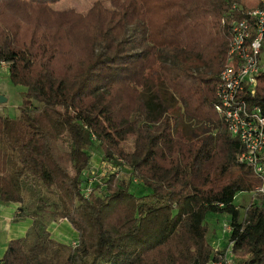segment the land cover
Returning a JSON list of instances; mask_svg holds the SVG:
<instances>
[{
	"label": "trees",
	"instance_id": "trees-1",
	"mask_svg": "<svg viewBox=\"0 0 264 264\" xmlns=\"http://www.w3.org/2000/svg\"><path fill=\"white\" fill-rule=\"evenodd\" d=\"M98 1L0 0V62L25 87L18 116L0 113V195H21L15 220L31 221L0 264H209L226 249L207 239L222 213L232 251L251 237L242 264H264L254 229L264 195L245 214L232 199L261 180L214 109L229 35L221 19L258 0H102L120 16L98 14L92 36L71 32ZM245 98L264 114V71ZM94 140L116 170L84 194ZM125 168L146 193L118 182ZM58 219L74 245L50 235Z\"/></svg>",
	"mask_w": 264,
	"mask_h": 264
},
{
	"label": "built area",
	"instance_id": "built-area-1",
	"mask_svg": "<svg viewBox=\"0 0 264 264\" xmlns=\"http://www.w3.org/2000/svg\"><path fill=\"white\" fill-rule=\"evenodd\" d=\"M258 2L259 5L249 10L244 17L229 15L221 19V23L228 24L229 35L226 63L216 73L217 101L214 109L223 118L231 135L239 140L238 161L250 166L261 180L248 193L261 196L264 195V114L258 105L245 98L253 94L255 76L264 71V0ZM236 7V4L231 6L232 10ZM105 170L112 172L116 168L108 164ZM241 193L245 192L232 195L233 206L235 211L245 214L251 202L246 204L243 200H237ZM216 203L223 205L222 200ZM231 230L227 221L222 223V234L228 235ZM232 244L233 241H228L222 257L210 263L231 264L228 254Z\"/></svg>",
	"mask_w": 264,
	"mask_h": 264
},
{
	"label": "rangeland",
	"instance_id": "rangeland-1",
	"mask_svg": "<svg viewBox=\"0 0 264 264\" xmlns=\"http://www.w3.org/2000/svg\"><path fill=\"white\" fill-rule=\"evenodd\" d=\"M98 14L107 19H115L120 16L119 12H115L112 8H109L105 2L100 0L93 6L91 5L90 9L85 14L69 24L70 31L78 36H92L94 34V22ZM130 29L131 27H129V34L131 33ZM24 91V86L14 84L9 79L5 63L0 62V95L6 98L5 101L0 103V113L12 118L18 116ZM56 151H58V149H56ZM87 152L89 153L90 159L85 172L86 177H84V183H82V187L85 189L82 190L84 194L90 192L91 189H95L98 182L100 183L105 178L104 162L101 161L102 152L99 142L94 140L88 147ZM128 174L129 171L125 168L121 175L117 177L121 185L128 184L129 190L139 195L148 191L141 182L130 179V175ZM237 200H243L246 204L250 202L258 203L260 197L258 194L254 193V195H252V193H248L247 191L239 194ZM22 201V196L16 191L8 186L4 187L0 195V258H2L6 245L10 239L23 236L29 231L31 224L30 218L15 220V214L21 206ZM211 220L213 221L212 225L214 232H209L207 239L215 250H220L228 244L226 233L222 234L221 232L222 223L230 221L231 218L229 214L222 213L212 217ZM254 229L261 244L264 243V219H262L260 224ZM48 230L50 235L59 241L73 245L77 241V233L64 219H58L50 223L48 225ZM250 238L249 236L247 242L236 251H230L228 257L231 264H242L244 259L242 253L247 248ZM89 247L91 251H94L95 238L89 241ZM245 256L247 257L248 255Z\"/></svg>",
	"mask_w": 264,
	"mask_h": 264
},
{
	"label": "water",
	"instance_id": "water-1",
	"mask_svg": "<svg viewBox=\"0 0 264 264\" xmlns=\"http://www.w3.org/2000/svg\"><path fill=\"white\" fill-rule=\"evenodd\" d=\"M5 100H6V98L3 97V95H0V103L3 102V101H5Z\"/></svg>",
	"mask_w": 264,
	"mask_h": 264
},
{
	"label": "crops",
	"instance_id": "crops-1",
	"mask_svg": "<svg viewBox=\"0 0 264 264\" xmlns=\"http://www.w3.org/2000/svg\"><path fill=\"white\" fill-rule=\"evenodd\" d=\"M74 237H75V235H74Z\"/></svg>",
	"mask_w": 264,
	"mask_h": 264
}]
</instances>
